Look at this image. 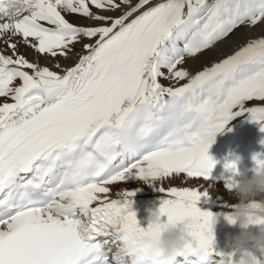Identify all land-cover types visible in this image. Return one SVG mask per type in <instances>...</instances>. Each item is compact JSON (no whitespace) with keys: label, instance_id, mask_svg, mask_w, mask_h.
<instances>
[{"label":"snow or ice","instance_id":"1","mask_svg":"<svg viewBox=\"0 0 264 264\" xmlns=\"http://www.w3.org/2000/svg\"><path fill=\"white\" fill-rule=\"evenodd\" d=\"M6 2L0 264H159V233L140 226L135 192L112 198L111 186L131 177L161 192L163 220L185 228L182 264H225L214 247L215 217L197 205L223 195L208 155L217 134L245 114L264 132V35L195 74L184 64L242 27L264 24V0H24L14 22ZM21 47L50 58L56 71ZM73 55L72 66L59 62ZM225 168L236 174L235 163ZM190 180L200 183H173ZM235 183L225 181L227 194Z\"/></svg>","mask_w":264,"mask_h":264},{"label":"clouds","instance_id":"2","mask_svg":"<svg viewBox=\"0 0 264 264\" xmlns=\"http://www.w3.org/2000/svg\"><path fill=\"white\" fill-rule=\"evenodd\" d=\"M6 7L9 21L14 22L25 14L24 0H8ZM3 19L5 15H0V20ZM237 174L240 178L233 192L239 202L232 210L231 219L232 224L238 223L241 230L229 236L226 244L239 253L238 264H257L253 251L248 249H264V224L254 225L257 217L264 216V167L256 168L251 176ZM146 213L145 221L157 228L159 233L154 240L159 264H182L181 254L188 242L185 228L179 222L163 220L160 206L153 204L146 208Z\"/></svg>","mask_w":264,"mask_h":264},{"label":"bare ground","instance_id":"3","mask_svg":"<svg viewBox=\"0 0 264 264\" xmlns=\"http://www.w3.org/2000/svg\"><path fill=\"white\" fill-rule=\"evenodd\" d=\"M264 28V27H262ZM261 29H255V30H248L247 33L252 35V36H256L257 33L260 31ZM244 33V32H243ZM79 46H76V51L80 52L78 50ZM30 61H37L42 65V66H48L53 70H56L55 68L52 67V60L50 58H43V57H37L36 54H34L32 51H30L27 55H25ZM76 57L75 55H73L72 57H70L68 60H64V59H60V63L63 67H69L70 65H72L73 62H75Z\"/></svg>","mask_w":264,"mask_h":264}]
</instances>
